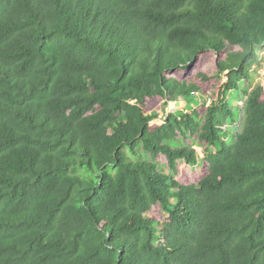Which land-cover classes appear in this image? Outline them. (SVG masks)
<instances>
[{
  "label": "trees",
  "instance_id": "1",
  "mask_svg": "<svg viewBox=\"0 0 264 264\" xmlns=\"http://www.w3.org/2000/svg\"><path fill=\"white\" fill-rule=\"evenodd\" d=\"M259 50L264 0H0V264H264V83L226 129Z\"/></svg>",
  "mask_w": 264,
  "mask_h": 264
},
{
  "label": "rangeland",
  "instance_id": "2",
  "mask_svg": "<svg viewBox=\"0 0 264 264\" xmlns=\"http://www.w3.org/2000/svg\"><path fill=\"white\" fill-rule=\"evenodd\" d=\"M258 54L261 57H264V51L259 50ZM223 59V56L216 55L213 53H207L199 57L198 60V67L196 70H186V71H180L177 74H175V78H177L179 81H184L185 79H189L193 76L195 72L201 71L203 73H206L209 76H214L217 73V63ZM264 83V71H259L253 74V78L251 81H244L241 84L240 92L236 93H230L228 95V101L231 103V106L235 107L238 111L237 118L229 122L226 129L231 133L232 137L236 136L243 128V122H244V112H243V106L247 99V92L252 90L254 86L260 85ZM218 98V92L217 90H214L212 88L209 89H203L196 97V100L199 102V105L191 104V106L197 107L205 104L206 106L209 103H212L213 101L217 100ZM178 102H184L183 98H181ZM176 102H166L163 99L155 98L149 101L148 106V112L151 114H157L159 116V119H163L168 111L171 113H175L179 110L180 107L175 105ZM185 103V102H184ZM184 107V106H183ZM185 107L188 108V103H185ZM157 123V122H156ZM184 143V142H183ZM200 152V163L197 166L190 167L186 162H180L177 168V173H173L170 171L167 167V162L165 158L161 157L157 160V163L159 165V168L162 172L173 175L176 180L181 182L182 184H197L206 174V164L202 160L204 155L202 154V151L198 148ZM143 156L145 158L150 159V157L147 154L143 153ZM148 218L153 219L155 221H165L167 216L162 211L160 207L155 208L152 210L148 215Z\"/></svg>",
  "mask_w": 264,
  "mask_h": 264
},
{
  "label": "water",
  "instance_id": "3",
  "mask_svg": "<svg viewBox=\"0 0 264 264\" xmlns=\"http://www.w3.org/2000/svg\"><path fill=\"white\" fill-rule=\"evenodd\" d=\"M184 104H185L184 102H176V103H175V105H177L178 107H180L179 109L183 108ZM170 113H171V112L168 111V112H167V115H169Z\"/></svg>",
  "mask_w": 264,
  "mask_h": 264
},
{
  "label": "built area",
  "instance_id": "4",
  "mask_svg": "<svg viewBox=\"0 0 264 264\" xmlns=\"http://www.w3.org/2000/svg\"><path fill=\"white\" fill-rule=\"evenodd\" d=\"M208 105H211V103H209V101H208ZM172 113H173V112H172ZM197 151H198V154L200 155V152H199L198 148H197Z\"/></svg>",
  "mask_w": 264,
  "mask_h": 264
}]
</instances>
